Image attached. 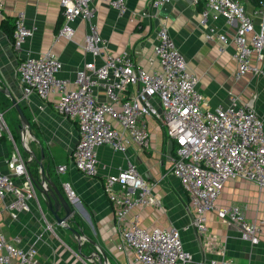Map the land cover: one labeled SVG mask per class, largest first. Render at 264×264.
Segmentation results:
<instances>
[{"label":"built area","instance_id":"built-area-1","mask_svg":"<svg viewBox=\"0 0 264 264\" xmlns=\"http://www.w3.org/2000/svg\"><path fill=\"white\" fill-rule=\"evenodd\" d=\"M60 1L64 17L57 39H73V24L79 19L85 20L89 26L83 48L101 57L103 62L87 61L71 81L60 76L63 62L57 54L50 50L35 56L27 51L17 66V74L25 97L37 95L46 100L57 95V111L79 125L80 138L69 164L95 176L99 173L100 146L107 145L122 153H127L133 144L146 150L151 145L150 120H157L176 144L172 172L189 194L195 213L192 226L204 236L208 214L213 212L239 227L252 244H258L264 221L247 219L245 209L239 204L228 207L217 204L229 179L249 180L264 189V119L253 101L244 103L237 94H231L227 105L207 108L200 79L189 69L166 22L160 23L157 29L158 41L150 58L159 60L160 69L148 70L128 52L115 54L108 49L107 40L99 32L93 0ZM200 1L194 0L195 3ZM248 1L204 0L199 18L205 38L217 41L220 52L235 46L236 80L248 74L264 75V68L259 65L264 62V0H256L251 10ZM170 2L153 0L152 12L143 15L157 19L160 10ZM110 5L120 14L129 10L127 0H110ZM4 8L0 0V13ZM36 30V26L28 24L26 12L20 11L14 22L15 50L24 53L25 45ZM98 89L104 91V100L99 99ZM6 132L9 128L0 111V138ZM32 159L33 156L25 159L18 153L9 162L11 173L0 171V197L11 196L5 208L15 219L20 212L30 211L33 201L39 204L38 179L29 169ZM68 166L59 165L57 170L62 173ZM104 186L121 230L120 250L132 251L139 264H184L193 260L179 228L150 231L139 226V214L130 216L135 208L161 202L132 159L128 158L117 173L109 174ZM66 190L74 200L75 190L70 186ZM0 264L42 263L35 246L19 245L17 240L4 234L0 225ZM202 264L235 263L221 259Z\"/></svg>","mask_w":264,"mask_h":264},{"label":"crops","instance_id":"crops-1","mask_svg":"<svg viewBox=\"0 0 264 264\" xmlns=\"http://www.w3.org/2000/svg\"><path fill=\"white\" fill-rule=\"evenodd\" d=\"M3 2L5 8L0 13V111L4 113L9 132L0 138V171L11 173L9 162L18 153L25 159L33 156L29 169L38 181L43 179L42 164L49 180L75 190L69 224L82 232L83 236H76L65 225L57 222L48 207V199L39 189V204L33 201L30 211L20 212L16 219L5 208L11 196L5 199L0 197V225L4 234L11 240H17L21 246H35L42 264H139L132 251L118 248L122 234L104 186L105 178L117 173L130 158L152 184L154 194L161 201L159 204L135 208L130 216L139 214V226L150 231L156 228H179L185 248L193 254V260L184 264H202L221 259L233 260L235 264H264V223L258 244H252L239 227L220 219L213 212L208 214L204 236L192 226L195 213L189 194L172 172L176 144L168 137L161 122L150 120L151 145L146 150L133 144L127 153H122L107 145L100 146L99 173L95 176L87 175L69 164L70 155L80 138L79 125L57 111V95L46 100L37 95L25 97L17 66L27 51L38 56L51 50L63 62L60 76L73 81L77 71L87 61L95 60L97 64L103 62L101 57H95L83 48L89 23L79 19L73 24V39H57L62 25L58 28V23L61 15L64 17L60 0ZM93 2L97 9L99 32L107 40L111 52H128L142 67L160 69L159 60L151 61L150 58L154 55V46L158 41L157 29L160 23L166 22L171 37L188 61L189 69L200 79V89L206 97L207 108L225 106L229 103L230 95L237 94L244 103L253 101L256 111L264 119V75L248 74L241 80L235 79V46L220 52L218 42L207 40L199 25L204 0L199 3L194 0H171L160 10L157 19L143 15L144 12H152L153 0H127L129 10L125 14L114 9L110 0ZM255 4L256 0H249V10ZM20 11L26 12L29 25L37 27L25 45L24 53L15 50L13 33L12 37L9 36L5 28L7 26L14 30V22ZM259 65L264 68V62H259ZM97 93L99 99L104 100V91L98 89ZM12 97L30 121L27 135H23L20 128L21 118ZM8 114L14 124V131L6 119ZM62 164L69 166L59 173L57 168ZM217 204L220 207L239 204L245 209L247 219L264 221V189L252 181L229 179ZM58 214L65 216L64 208ZM96 251L100 256L93 257ZM101 252L106 254L109 263ZM84 256L89 258L85 259Z\"/></svg>","mask_w":264,"mask_h":264},{"label":"water","instance_id":"water-1","mask_svg":"<svg viewBox=\"0 0 264 264\" xmlns=\"http://www.w3.org/2000/svg\"><path fill=\"white\" fill-rule=\"evenodd\" d=\"M12 102L15 107V109L18 111L20 118H21V124L20 128L22 132L26 133L28 130H30V121L25 115L24 111L22 110L20 104L17 102V100L12 97ZM37 160V159H36ZM41 165L43 179L42 181H37L36 187L37 189L43 191L45 194V197L48 199V207L50 211L52 212L54 218L57 220V222L61 225H65L67 229H69L71 232H73L76 236L82 237V232L78 231L74 227L69 224L70 218L73 214V208H72V201L70 197L68 196L66 186L61 185L57 182H54L52 180H49L46 176L45 170L43 168V165ZM44 182L46 184L44 185ZM61 208H64L65 210V216L61 217L58 213ZM90 241V239H89ZM81 252V250H80ZM105 260L109 263V260L103 252H101ZM95 256H100V253L98 251L94 252ZM85 259L89 258L88 256H84Z\"/></svg>","mask_w":264,"mask_h":264},{"label":"trees","instance_id":"trees-1","mask_svg":"<svg viewBox=\"0 0 264 264\" xmlns=\"http://www.w3.org/2000/svg\"><path fill=\"white\" fill-rule=\"evenodd\" d=\"M62 20H63V17H62V15H61V18H60L59 23H58V28L60 27V25H61V23H62ZM5 28H6V31L8 32V34H9V36L12 37L13 29H12V28H11V29L8 28L7 26H5Z\"/></svg>","mask_w":264,"mask_h":264},{"label":"rangeland","instance_id":"rangeland-1","mask_svg":"<svg viewBox=\"0 0 264 264\" xmlns=\"http://www.w3.org/2000/svg\"><path fill=\"white\" fill-rule=\"evenodd\" d=\"M242 81H243V80H242ZM6 119H7V121H8V124H9L11 130L14 131V124L11 122V119L9 118V114L6 115Z\"/></svg>","mask_w":264,"mask_h":264}]
</instances>
